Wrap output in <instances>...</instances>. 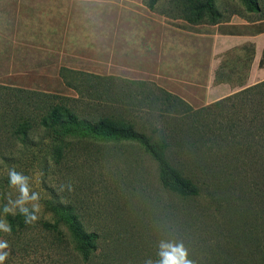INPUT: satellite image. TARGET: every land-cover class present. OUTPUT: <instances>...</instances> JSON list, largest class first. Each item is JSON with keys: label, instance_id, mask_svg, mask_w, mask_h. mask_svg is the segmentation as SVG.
Wrapping results in <instances>:
<instances>
[{"label": "rangeland", "instance_id": "1", "mask_svg": "<svg viewBox=\"0 0 264 264\" xmlns=\"http://www.w3.org/2000/svg\"><path fill=\"white\" fill-rule=\"evenodd\" d=\"M257 3L259 10L249 11L240 0H159L150 10L145 0H0V84L58 95L67 104L78 105L83 114L99 113L94 105H83L78 94L65 85L59 72L66 69L144 81L178 96L196 110L218 101L209 103L210 78L215 83L227 79V72L234 68L231 63L243 60L230 41L215 51L214 38L204 36L206 26L234 13L252 22L261 21L255 24L260 31L264 0ZM234 31L239 32H225ZM247 49L249 58L243 54L246 66L247 61L251 63L253 46ZM214 51L220 67L212 72ZM237 77L235 74L233 79L237 81ZM230 95L223 90L212 98L222 100ZM121 107L126 110L128 106ZM137 113L140 117L132 118L138 123L149 121L143 110ZM1 139L0 146L8 148H0V219H5L2 209L6 196L10 193L15 198L17 194L7 177L8 168L15 165L18 172L30 177L32 190L40 193V219L29 232L42 241L47 232L40 221L52 217L46 205L58 202L88 218L90 231L101 233L117 225L122 231L136 232L156 220L163 222L157 228L158 240L182 243L190 261H204L209 252L224 254L226 249L233 255L264 189V141L236 154L232 161L228 160L229 151L219 147L215 154L223 159L208 176L196 171L193 150L187 152L183 144H172L168 150L171 163L186 175L195 174L191 176L199 179L201 192L184 202L183 216H171L166 210L171 207V195L160 189L155 163L138 146L111 143L106 151L103 146L82 142L84 145L69 147L67 142L51 143L41 133H33L26 144L20 139ZM69 180L74 191L61 192L60 185ZM195 237L202 242V249L191 256L189 246ZM234 256L240 257H227L233 262ZM43 261L42 256H15L12 263Z\"/></svg>", "mask_w": 264, "mask_h": 264}, {"label": "trees", "instance_id": "2", "mask_svg": "<svg viewBox=\"0 0 264 264\" xmlns=\"http://www.w3.org/2000/svg\"><path fill=\"white\" fill-rule=\"evenodd\" d=\"M145 1L153 10L159 0ZM240 1L249 11L259 10L257 0ZM263 58L264 50L260 62ZM59 75L65 79V85L84 101L83 105H94L99 113L83 114L78 105H69L58 95L0 84V139L3 137L5 142L20 139L26 144L33 133H41L51 143L67 142L65 144L69 147L93 143L107 151L111 143L119 147L138 146L155 163L160 189L171 195V207L166 208L171 216H183L184 202L201 192L197 184L199 179L191 176L195 174L189 172L190 176L186 175L171 163L168 150L172 144L179 147L183 144L187 152L193 150L197 155L193 163L196 171L208 176L216 163L223 159L215 154L219 147L229 151L228 160L232 161L236 154L264 141V81L194 110L178 96L155 89L144 81H127L66 69ZM69 75L72 80H67ZM123 105L128 106L126 110L121 107ZM141 110L147 114L148 122L138 123L132 118L140 117L137 112ZM244 142H247L245 147ZM0 148L7 150L8 147ZM263 197L264 189L256 210L242 230L241 239L236 243L233 255L238 254L239 258L234 256L231 262L227 256L233 255L228 254L230 249H226L224 254L209 252L202 258L204 261H191L192 264H263L264 254L242 241ZM46 206L52 217L40 221L42 230L47 232L44 241L29 232L35 225L25 224L19 213L5 216L12 225L11 235L0 233V238L9 242L11 251L5 264H13L15 256L22 259L42 256L44 261L41 264H144L152 252V260L158 259L161 239L158 240L156 234L163 222L150 221L136 232L122 231V226L118 228L117 225L112 229L105 226L104 231L98 233L88 230L90 220L74 207L58 202ZM167 233L171 240V227ZM197 240L195 237L189 246L191 256L202 249V242Z\"/></svg>", "mask_w": 264, "mask_h": 264}, {"label": "crops", "instance_id": "3", "mask_svg": "<svg viewBox=\"0 0 264 264\" xmlns=\"http://www.w3.org/2000/svg\"><path fill=\"white\" fill-rule=\"evenodd\" d=\"M262 21L264 24V19ZM259 22L261 21L254 20V22H252L244 18V16L241 17L233 13L228 18L216 24L206 26L207 32L204 36L206 38H214L215 51L218 47H221L223 43L230 41L236 46L233 51L240 54L242 56L241 58H243V60H238L235 64L231 63L234 68H232V71L227 72L226 75L229 76L227 79L215 83L214 79L212 77L210 78L207 85V89L211 94H209V103L220 99V97L215 98L216 96L212 98V94L217 95L223 90H226L228 94H233L258 82L264 81V58L262 66L257 67L262 59L264 50V25L263 29L260 31H256L255 27V24ZM228 29H232V31L239 30V32H225ZM250 46H253V54L251 56V63L247 61L248 65L246 66V62L244 61L246 57L243 54L247 53V58H249L250 50L247 48H250ZM228 47H230V45ZM215 51L212 57V72H215L218 65L220 67V61L217 60L218 57L215 55ZM183 52V54H188V52ZM234 58H239V55H235ZM235 74L238 76L236 79L237 81L233 79ZM242 241L264 254V198L253 220L243 234Z\"/></svg>", "mask_w": 264, "mask_h": 264}, {"label": "clouds", "instance_id": "4", "mask_svg": "<svg viewBox=\"0 0 264 264\" xmlns=\"http://www.w3.org/2000/svg\"><path fill=\"white\" fill-rule=\"evenodd\" d=\"M9 187L16 191L15 198L9 193L6 196V203L3 205V214L5 216H16L19 213L24 218V223L33 225L40 219V213L43 205L40 203L41 196L39 192L33 191L31 188L30 177L16 170V166L12 165L7 170ZM61 192L74 191L72 181H67L60 185ZM0 233L11 235L12 225L6 219H0ZM11 255L10 245L0 239V264ZM158 259L154 262L151 258L144 261V264H192L188 259V253L182 243L161 241L157 252Z\"/></svg>", "mask_w": 264, "mask_h": 264}]
</instances>
